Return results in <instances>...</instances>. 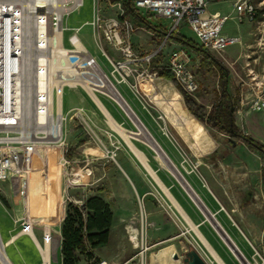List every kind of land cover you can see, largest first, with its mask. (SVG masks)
Here are the masks:
<instances>
[{
	"label": "rangeland",
	"instance_id": "374dc122",
	"mask_svg": "<svg viewBox=\"0 0 264 264\" xmlns=\"http://www.w3.org/2000/svg\"><path fill=\"white\" fill-rule=\"evenodd\" d=\"M249 1L256 8V16L252 21H236L232 6L230 8L227 3L209 8L211 11L220 10L230 16L223 26V32L238 39L235 45L225 48L220 53L210 54L228 72L229 90L237 101L235 125L264 145V78L261 76L264 65V0ZM94 5V0H83L82 8L69 16L64 26L69 29L81 27L78 33L80 41L87 50L96 54L100 64L105 67L107 63L95 47L92 29L88 24L92 20ZM100 5L103 7L105 4L100 1ZM104 12L108 14L109 10L106 9ZM145 19L150 26L166 24L163 19L153 17ZM134 22L137 27H143L141 23ZM144 29L148 31L147 28ZM179 31L193 42L190 38L194 39V36L186 25L180 26ZM70 33V30L64 32L65 46H68L67 38ZM148 37L149 35L138 30L133 36V42L149 50L158 48L159 41L156 38L151 41ZM104 47L108 53H113L109 46ZM171 51L172 46L168 45L156 58V63L165 64ZM190 55L191 71L198 83L196 99H192L209 111L220 90L217 71L214 69L213 75L205 74L199 70L200 57L193 51ZM152 81L147 83L155 93L151 99L140 95L134 98L123 87L122 102L121 98L116 97V105L99 96L98 98L115 123L146 158L161 185L180 205L189 220L198 227L209 248L227 264L230 259L232 264H241L201 204L185 188L183 178H179L165 162L161 152L159 153L153 146L154 139L170 163L178 169L214 214L219 225L232 239L243 257L245 256L252 264H264L262 235L264 213L256 215L248 210L254 192L264 200L260 179L261 156L243 145L231 146L224 135L199 122L187 111L181 94L170 81L164 78H154ZM74 108L85 112L94 126L95 134L104 141V147H97L87 135H84L80 127L69 120L68 117ZM61 110L67 116L63 134L67 144L65 158L68 163L64 166L59 165L61 150L57 145L53 147L50 169V246L53 252L49 264H61L59 255L61 216L65 215L69 204L74 205L73 200L82 201L83 204L86 199L93 196L102 198L111 211L109 240L106 245L97 247V251L95 249L92 251V259H87L84 254L79 255L77 264H95L101 258L114 264H153L152 254L167 247L176 250L178 262L182 264L185 253L192 249L198 251L207 264H218L173 206L162 187L130 151L119 132L112 127L113 130L109 129L105 123L107 118L105 119V115L83 90L65 89L62 94ZM143 126L149 130L148 137L140 136ZM103 148L110 154L105 153ZM40 153L41 156L44 155L42 151ZM111 153L115 154L114 159L110 157ZM219 164L224 168L225 178L232 191L222 189L217 176ZM32 167L31 218L34 222L33 231L40 241L44 215L43 168L38 160H34ZM129 168L135 172L139 183ZM244 175H248L252 185L246 182ZM67 178L72 181L71 185L66 184ZM127 179L132 183L137 195ZM22 182L23 179L14 177L10 184L4 185L7 201L5 200L4 207L0 204V234L3 241H7L19 230L13 224L12 218H18L22 212ZM123 184L126 188L122 186ZM242 213L243 218L240 216ZM127 226L136 229L138 248H133ZM162 230L163 233H159ZM156 233L159 234L155 235ZM96 252L100 258L96 256ZM7 254L13 264L40 262L37 251L26 236H21L10 245Z\"/></svg>",
	"mask_w": 264,
	"mask_h": 264
},
{
	"label": "built area",
	"instance_id": "2783aa9c",
	"mask_svg": "<svg viewBox=\"0 0 264 264\" xmlns=\"http://www.w3.org/2000/svg\"><path fill=\"white\" fill-rule=\"evenodd\" d=\"M100 1L105 4L103 7ZM225 1L132 0L134 11L143 20L153 17L166 22L164 26L154 25L153 29L145 31V27H137L133 19L125 15L121 1L94 0L93 16L88 24L95 47L107 63L103 67L95 53L76 47L81 27L69 29L64 26L67 18L82 8L83 0H0V204L4 207L7 201L4 185L10 184L14 177L23 179L22 212L18 218H12L19 228L16 235L28 226L32 229L34 226L25 186L34 160L41 156L40 151L50 153L58 144L63 166L68 163L65 158L67 144L63 139L67 116L62 110L57 111L58 92L61 97L65 89H81L92 101L91 94H95L116 105V97H123L122 87L134 98L146 96L140 91L139 84L143 80L159 78L158 72L163 70L172 74L183 92L196 99L198 83L191 71L190 55L195 51L178 41V37L188 40L179 28L186 25L194 36V39L190 38L192 43L211 54L235 45L238 39L223 33V26L230 16L209 10L212 5ZM231 6L238 22L252 21L256 16V8L249 0H234ZM106 9L108 14L104 12ZM69 30L68 46H65L64 32ZM138 30L149 35L151 41L156 38L160 43L158 48L149 50L135 44L133 36ZM56 35H60L59 43L54 41ZM104 45L113 53H108ZM168 45L172 46V51L167 62L156 63V58ZM261 76L264 78V65ZM68 118L97 147H104V141L95 134L94 126L83 110L74 108ZM106 120L109 129L113 130ZM66 184L71 185L72 181L67 178ZM73 202L78 207L82 205V201ZM24 235L34 243L43 262L34 235ZM44 242L42 226L40 245L44 246ZM52 252L50 246V257ZM0 264H12L4 250L1 234ZM95 264L114 263L100 259Z\"/></svg>",
	"mask_w": 264,
	"mask_h": 264
},
{
	"label": "trees",
	"instance_id": "16d2710c",
	"mask_svg": "<svg viewBox=\"0 0 264 264\" xmlns=\"http://www.w3.org/2000/svg\"><path fill=\"white\" fill-rule=\"evenodd\" d=\"M112 3L121 1L125 15L139 22L147 29H153L133 9L132 0H110ZM195 51L200 57L199 70L207 75H213L217 71L219 79V94L211 104L209 111L204 106L197 104L190 96L181 90L176 84L172 74L168 71H159L158 77L170 81L179 91L187 111L207 128L224 135L231 146L242 144L251 152L261 156L260 179L262 191H264V145L252 139L241 131L234 122L235 104L232 93L229 90L228 72L208 52L202 50L185 38H177ZM60 222V248L59 255L61 264H77L78 256L84 254L87 259L93 258V250L99 246L106 245L109 240V229L111 227L112 214L108 204L100 197L93 196L84 201L78 207L69 204L65 215Z\"/></svg>",
	"mask_w": 264,
	"mask_h": 264
},
{
	"label": "bare ground",
	"instance_id": "6f19581e",
	"mask_svg": "<svg viewBox=\"0 0 264 264\" xmlns=\"http://www.w3.org/2000/svg\"><path fill=\"white\" fill-rule=\"evenodd\" d=\"M54 41L56 43H59V41H60V35H56L54 37ZM76 47L78 49H80V50L86 49V47L82 44V42L80 40H78V42L76 43ZM148 82H153V81L152 80H143L139 84V89H140L141 92H143L144 95L150 97V99H151L152 96L155 93H153L152 90L147 86V83ZM91 96H92L93 101L96 103V105L100 109V111L107 118L108 123L110 124V126L114 130H116L117 132H119V134L122 136V138L124 139V141L128 145V148L130 149V151L134 153V155L139 159V161L142 163V165L147 170V172H149V174L162 187L165 195L169 198V200L171 201V203L173 204V206L176 208V210L181 214V216L183 217V219L189 224L190 228L194 231V233L196 234V236H198L199 240L204 244V246L206 248H208V250H209L208 252H210L209 254H211L213 260L216 261L218 264H224L220 260V257L217 256L218 254L216 255L209 248V246H208L209 244H207V242L205 241V239L200 234V232L198 230V227L189 220V218L184 213V211L182 210V208L180 207V205L172 198L171 194L167 191V189H165L161 185V183L158 181L155 173L153 172V170L148 165V163L146 161V158L131 143L130 138L124 134L123 130L115 123V121L113 120V118L110 115V113L107 111V109L104 107V105L99 100L98 96L95 95V94H91ZM117 98H119V97H117ZM123 100H124V98H123ZM61 102H62V96L60 97V94L58 92V106H57V111L58 112H61ZM121 102H122V98H121ZM126 102H125V106H126ZM123 104H124V101H123ZM127 109H128V106H127ZM129 111H130V109H129ZM133 113H135V112L133 111ZM131 114H132V111H131ZM137 117H138V115H137ZM135 119H136V117H135ZM137 121H138V118H137ZM148 133H149L148 128L146 126H143V130L140 133V136L148 137ZM149 138H150V134H149ZM63 139H65V136H64ZM154 141H155V145H154ZM56 145H57V147H60V145H58V144H55L53 147H56ZM153 146H155V148L157 150H159V153L161 152V155H163V158L165 157V162H167L169 164V166L171 167V169H173V171H175V173H177V175H179V178L180 177H181V179L183 178V183L185 181V188H187L191 192V194L193 195V197L197 200V202H199V204H201V207H203V210H205V213H207V216L209 217V219H211V221H213V224L221 231L223 237H225L223 239H225V241H228L231 245H233V247H230L229 246V249L233 252V254L236 256V258L241 262V264H252L245 256L243 257V255L241 254V252L238 249V247L234 244V242L232 241V239L225 233V231L222 229V227L219 225V223L215 219L214 214L210 212L209 208L204 204V202L201 200L200 196L191 187V185L189 184V182H187L184 179V177L182 176V174L178 171V169H176V167L174 165H172V163H170V160L168 159V157L164 153V151L161 149V146L159 145V143L157 142L156 139L153 140ZM103 149H104V152L105 153L110 154V152L106 148H103ZM51 151H52V149H51ZM110 157L112 159H114L115 154L111 153V156ZM37 160H38V162L41 164V166L43 168V197H44L43 209H44V215H43V224H42V226H43V229H44V239H45L44 246L40 245V242H38L35 238L34 239H35L38 247L41 249L42 255H43V262H39L38 264H49V258H50V256H49V250H50V242H51V239H50V236H51L50 235V231H51L50 230V228H51V226H50V220H51L50 219V210H51V202H50V199H51V173H50V169L52 167V163H51V152L50 153H46L43 156H39V158ZM59 165H61V166L63 165V159H62V157H60V159H59ZM32 172L33 171H30V175H29V178H28V184H27V186H25V188L27 187L26 189H27L28 196H29V213H30V216H31V204H32V176H31V173ZM217 176L219 177V180L221 182L222 189L224 191H227V190L232 191L231 190V185L227 181V178H225L224 168H223V166L221 164H219V170L217 171ZM244 177H246V179H245L246 182L249 183L250 185H252L251 182L248 179V175H244ZM251 200H252L251 201V206L248 207V210L254 212L256 215H260V214L264 213V200L261 199V197L259 196V194L257 192H254L253 193V196H252V199ZM233 202H234V200H233ZM234 204H235V202H234ZM240 216L243 218V216H244L243 213ZM126 229L128 231V234H129V240H130L131 244H133V248H138V244L139 243H138V238H137L138 234H137L136 229H133L130 226H127ZM262 230H264V228H262ZM24 233H29V234L35 235L33 233V229L30 228V226H28L27 228H25L23 230V232L20 233V234H17V235H16V233L12 234L8 238L7 241H3V243H4V250H5L6 254H7V248L10 245H12L17 239H19L21 236H23ZM262 235H264V234H262ZM233 248H234V250H233ZM175 251H174V249L172 247L162 248L159 251H155L152 254L153 264H182L180 261L178 262V256H177L178 254H176ZM7 256H8V254H7Z\"/></svg>",
	"mask_w": 264,
	"mask_h": 264
},
{
	"label": "crops",
	"instance_id": "0c3cea01",
	"mask_svg": "<svg viewBox=\"0 0 264 264\" xmlns=\"http://www.w3.org/2000/svg\"><path fill=\"white\" fill-rule=\"evenodd\" d=\"M234 0H226L225 2H222V3H220V4H224V3H227L228 5H229V7L231 6V4H232V2H233ZM220 4H216V5H212V6H217V5H220ZM231 8V7H230ZM211 11V10H210ZM215 11H218V10H215ZM215 11H211V12H215ZM220 14H222V15H227L226 13H222L220 10L218 11ZM224 33V32H223ZM225 34V33H224ZM225 35H227V34H225ZM149 86H150V84H149ZM238 145H242V144H238ZM238 145H236V146H233V147H237ZM244 146V145H243ZM246 147V146H245ZM129 170H130V172H131V174L134 176V179L137 181V183H139V180L136 178V175H135V172H133L132 171V169H130L129 168ZM128 180V179H127ZM129 181V180H128ZM133 182V181H132ZM134 183V182H133ZM129 184H130V186H131V188L133 189V191H134V188H133V185H132V183L129 181ZM135 184V183H134ZM124 188H126V186L123 184L122 185ZM139 187V186H138ZM135 192V191H134ZM136 193V192H135ZM136 195H137V193H136ZM61 219H62V216H61ZM262 228H264V226H262ZM33 233H34V231H33ZM159 233H163V230L162 231H160ZM159 233H156L155 235H158ZM35 234V233H34ZM152 237L154 236L152 233L150 234ZM23 236H26V235H23ZM30 241H31V239L28 237V236H26ZM34 237H35V239L38 241V242H40V244H42V232H41V236H40V241H39V239L37 238V236L36 235H34ZM31 243L33 244V246H34V243L31 241ZM34 248H35V246H34ZM52 248V247H51ZM35 250H36V248H35ZM96 250V249H95ZM94 250V251H95ZM37 251V250H36ZM97 251V250H96ZM38 253V252H37ZM52 254V253H51ZM38 256H39V254H38ZM96 256L98 257V258H100L101 256L99 255V254H97V252H96ZM220 257V256H219ZM40 258V257H39ZM221 258V257H220ZM102 259V258H101ZM222 259V258H221ZM102 260H104V259H102ZM223 260V259H222ZM50 261H51V257H50ZM40 262H41V260H40ZM108 262H110V261H108ZM223 262L225 263V264H227L224 260H223ZM111 263H113V262H111ZM233 262H232V260L230 259V261H228V264H232Z\"/></svg>",
	"mask_w": 264,
	"mask_h": 264
},
{
	"label": "water",
	"instance_id": "95a60500",
	"mask_svg": "<svg viewBox=\"0 0 264 264\" xmlns=\"http://www.w3.org/2000/svg\"><path fill=\"white\" fill-rule=\"evenodd\" d=\"M217 231L221 234L223 237L221 231L214 225ZM225 240V239H224ZM228 246L233 247L228 241H225ZM234 250V248H233ZM183 264H207L206 260L201 256V254L196 251L195 249H192L185 253L184 257L182 258Z\"/></svg>",
	"mask_w": 264,
	"mask_h": 264
}]
</instances>
